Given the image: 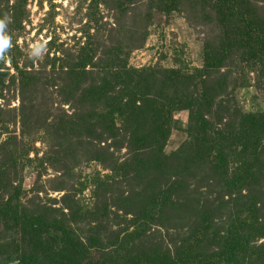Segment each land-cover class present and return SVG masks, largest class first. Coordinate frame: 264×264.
<instances>
[{
  "label": "rangeland",
  "instance_id": "1",
  "mask_svg": "<svg viewBox=\"0 0 264 264\" xmlns=\"http://www.w3.org/2000/svg\"><path fill=\"white\" fill-rule=\"evenodd\" d=\"M19 1L14 16L3 8L7 14L3 28L10 35L11 45L8 51H0V108L15 109L17 117L6 112L2 116L13 125L10 134L0 126V211L8 209L14 214L0 216V264H17L28 256L44 264H120L112 246L124 243L135 221L144 218L127 215L118 208L127 207L120 198L129 193L125 184L117 182L109 188L105 183L115 177L111 164L120 168L132 153L122 141L120 146L110 148L115 156H109L110 165L102 161L101 154L96 156L99 161L89 155L88 143L93 144V152L105 147L94 138L96 133L88 120L82 125L78 121L88 113L92 115L98 104L99 114L108 110L102 101L88 105L79 102V97L76 103L67 98L63 92L67 60L71 56L76 59L71 67L82 63L79 53L86 47L85 56H92L94 62L87 66L88 72L95 70L94 64L116 70L113 59L128 71L175 69L194 75L205 66V52H216L222 29L198 0H182L180 8L168 16L158 10L157 0H122L131 3L128 9H135L122 17L95 0ZM15 2L10 0V5ZM115 17H120L118 24ZM105 53L111 56L103 57ZM246 57L234 55L212 81L221 88L215 95L216 110L223 101L228 109L224 116L234 120L232 125L237 129L244 124L245 116H264V56L250 62ZM13 61L35 72L24 95L10 83L16 76ZM92 80L93 76L87 79L89 83ZM22 99L33 103L30 112L21 111ZM21 117L25 134L21 132ZM66 123L79 126L72 129ZM189 123L187 110L173 115L172 133L164 147L167 156L187 144ZM89 157L95 160L88 161ZM202 170L195 175L197 181L203 180V184L197 183L206 191L207 175L204 178ZM212 176L221 178L219 173ZM220 189L221 193L228 190ZM213 193L212 197L217 196L216 191ZM35 215L43 217L42 231L30 227ZM57 227L61 233L55 230L53 234ZM67 233L69 238L64 236ZM162 237L169 240L165 232ZM257 245H264V239ZM84 250L86 256L81 260Z\"/></svg>",
  "mask_w": 264,
  "mask_h": 264
},
{
  "label": "trees",
  "instance_id": "2",
  "mask_svg": "<svg viewBox=\"0 0 264 264\" xmlns=\"http://www.w3.org/2000/svg\"><path fill=\"white\" fill-rule=\"evenodd\" d=\"M157 1L158 10L168 16L180 8L182 0ZM95 2H103L120 17L135 10L128 9L131 3L122 0ZM198 2L208 8V16L216 17L222 38L214 54L205 52V66L194 75L175 69L128 71L113 59L112 64L120 68L108 71L94 64L98 70L88 72L87 66L94 62L92 56H85L86 47L79 53L82 63L71 67L76 59L71 56L67 60L63 89L67 98L76 103L79 97V102L88 105L102 101L108 110L99 114L98 104L92 109V115L88 113L78 121L82 125L83 120H88L90 129L96 133L94 138L105 147L100 146L93 152V144L88 143L89 155L99 161L96 156L101 154L102 161L110 165L108 160L115 157L110 154V148L120 146L122 141L132 153L120 168L111 164L115 177L105 183L109 188L117 182L125 184L129 193L120 198L127 207L118 208L127 215L144 218L135 221L124 243L112 246L120 264H264V245H257L264 239V116L261 119L245 116L244 124L237 129L232 125L235 121L224 116L228 109L223 107V101L216 110L215 95L221 88L212 83L234 55L247 56L245 59L249 62L264 56V0ZM19 4V0L12 6L10 0H0V39L7 38L5 48L0 51H8L11 45L10 35L3 28L7 18L3 8L9 16L11 12L14 16ZM120 17H115L117 24ZM110 56L103 54V57ZM12 66L16 76L11 77L10 83L24 95L35 72H28L15 61ZM92 76L89 83L87 79ZM47 81L53 84L49 77ZM84 83L87 85L83 88ZM28 103L22 99L23 113L34 107ZM181 110L189 112V141L167 156L164 147L172 133L173 115ZM5 112L14 113L12 117L16 118V110L0 108V126L10 134L13 125L2 118ZM21 126L25 134L24 119ZM65 126L78 127L67 123ZM89 158L88 161L95 160ZM199 169H203L204 178L207 175L206 191L197 183L203 184L195 175ZM213 173H219L221 178L213 177ZM220 187L228 190L221 193ZM213 191L217 196H211ZM133 208L134 212L127 210ZM10 213L8 209L3 213L1 210L0 216H13L16 211L13 215ZM31 222L33 230L42 231L45 226L42 215H35ZM153 229L155 232L151 233ZM55 230L61 233L59 227L53 234ZM162 232L169 236L168 241L163 239ZM64 236L70 237L68 233ZM81 253L83 260L86 251ZM17 264L44 263L28 256Z\"/></svg>",
  "mask_w": 264,
  "mask_h": 264
},
{
  "label": "clouds",
  "instance_id": "3",
  "mask_svg": "<svg viewBox=\"0 0 264 264\" xmlns=\"http://www.w3.org/2000/svg\"><path fill=\"white\" fill-rule=\"evenodd\" d=\"M7 44V38L0 39V48H3Z\"/></svg>",
  "mask_w": 264,
  "mask_h": 264
}]
</instances>
